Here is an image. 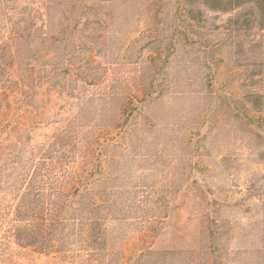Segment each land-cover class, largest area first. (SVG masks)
I'll return each instance as SVG.
<instances>
[{
  "label": "rangeland",
  "instance_id": "rangeland-1",
  "mask_svg": "<svg viewBox=\"0 0 264 264\" xmlns=\"http://www.w3.org/2000/svg\"><path fill=\"white\" fill-rule=\"evenodd\" d=\"M84 4L89 20L76 28ZM186 8L184 0H13L6 10L0 5V40L21 15L29 29L47 34L33 44L30 61L17 66L19 74L66 70L88 48L108 69L100 87L78 85L81 102L89 98L83 111L77 99L39 84L33 108L13 105L0 117L12 124L5 142L18 143L11 155L26 160L20 171L18 160H0V264H75L18 248L6 236L38 150L75 116L80 140L74 171L109 179L108 187L118 193L158 199L168 208L152 219L143 210L147 205L137 204L128 219L109 225L111 248L125 260L147 248L198 249L206 214L233 229L234 250L261 246L262 203L250 193L264 191L260 14L247 8L213 13L200 5L203 20L197 24ZM77 38L87 45L68 53ZM111 86L120 100L100 104ZM118 118L121 129L113 125Z\"/></svg>",
  "mask_w": 264,
  "mask_h": 264
},
{
  "label": "trees",
  "instance_id": "trees-1",
  "mask_svg": "<svg viewBox=\"0 0 264 264\" xmlns=\"http://www.w3.org/2000/svg\"><path fill=\"white\" fill-rule=\"evenodd\" d=\"M184 1L187 7L186 15L193 23L199 24L203 20L202 11L196 6L202 5L213 13L224 14L247 8L249 13L254 10L260 14L259 29L264 31V0ZM12 4L13 0H0L2 10L10 8ZM89 9V6L83 5L81 13L75 17L76 28L89 20L86 18L89 14L86 11ZM47 28L48 25L43 30ZM46 38L47 34L39 29H29L23 15L20 16V21L4 29L0 40L2 119L6 110H14L13 105H17L18 109L33 108L32 99L39 84L53 87L68 99H77L81 103L77 106L83 111L89 98H84L81 102L78 85L98 88L104 82L108 69L95 60L99 56L93 48H88L79 63L67 67L66 70L51 69L43 73L19 74L16 71L17 66L30 61L33 44ZM77 39L78 41L68 46V53H76L87 45L80 38ZM66 71V77L62 78ZM113 87L102 96L100 104L111 107L115 101L120 100L112 95ZM252 104L256 106L257 102ZM120 106L119 113L124 112L126 102H122ZM18 116L24 118L23 114ZM3 120L0 119V160H18L15 166L18 165L20 171L25 168L26 160L21 156L16 158L11 155L12 149L17 148L18 143L5 142L3 136L12 124L5 125ZM78 123V116H75L65 129L53 134L50 142L37 152L38 161L33 164L24 191L15 205L12 227L6 232V236L12 239L18 248L47 257L58 256L75 264H264V233L260 247L253 250H234L231 246L233 229L226 221L210 218L207 214L203 219V239L198 249L186 251L147 248L136 257L125 260L111 248L109 225L113 221L128 219L137 204H146L148 209L143 210L149 212L147 214L152 219L158 215L165 216L168 208H162L158 199L147 201L144 197L136 198L132 192L118 193L108 187L109 179L102 181L103 177L97 178L94 174H80L74 171L73 164L78 156L77 147L80 140L76 133ZM123 123L118 118L113 125L116 129H121ZM14 128L16 127H12ZM121 131L124 137L128 134L125 129ZM30 153H34V150ZM250 193L262 203L264 216V191L252 188Z\"/></svg>",
  "mask_w": 264,
  "mask_h": 264
},
{
  "label": "crops",
  "instance_id": "crops-1",
  "mask_svg": "<svg viewBox=\"0 0 264 264\" xmlns=\"http://www.w3.org/2000/svg\"><path fill=\"white\" fill-rule=\"evenodd\" d=\"M264 32V31H263Z\"/></svg>",
  "mask_w": 264,
  "mask_h": 264
}]
</instances>
